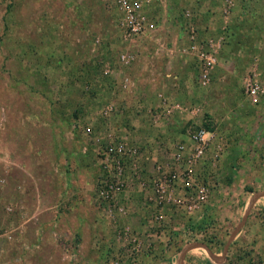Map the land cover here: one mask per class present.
<instances>
[{"label": "rangeland", "instance_id": "rangeland-1", "mask_svg": "<svg viewBox=\"0 0 264 264\" xmlns=\"http://www.w3.org/2000/svg\"><path fill=\"white\" fill-rule=\"evenodd\" d=\"M142 2L148 27L129 38L115 0H0V264H157L193 240L216 247L231 240L229 264H264V207L245 218L249 229L234 241V198L216 200L224 185L242 183H234L230 155L222 157L227 146L208 152L216 158L209 171L189 166L188 156L182 172L159 161L147 180L137 160L148 155L143 141L151 142L136 133L157 123L164 106L151 107L149 90L161 78L174 80L164 53L158 65L150 60L154 40H167L152 38L154 30L177 34L176 67L187 60L177 73L180 92L203 108L199 122L189 119L192 134L215 130L234 103V114L246 111L238 102L248 97L247 83L264 84V0ZM192 26L218 50L207 84L198 58L183 50ZM136 93L146 102L136 107L132 96L125 103ZM123 144L132 151L123 154ZM161 152L160 160L169 156ZM170 173L177 175L170 184L187 193L160 203L156 186ZM112 179L124 184L105 198L100 190ZM216 201L221 208L199 219Z\"/></svg>", "mask_w": 264, "mask_h": 264}, {"label": "crops", "instance_id": "crops-1", "mask_svg": "<svg viewBox=\"0 0 264 264\" xmlns=\"http://www.w3.org/2000/svg\"><path fill=\"white\" fill-rule=\"evenodd\" d=\"M153 24L154 22L152 25ZM232 25L233 30L234 24ZM207 33L204 31L202 34L208 35ZM150 35L152 38H158L159 40H161V38L167 39L165 43L162 42L163 40H154L156 47L155 51L151 53L150 60L154 62L155 65H158L155 57L160 53H164L167 57L165 73L167 76L173 74L174 80L169 82L166 78L159 79L147 94L151 107L153 105L161 107L164 103L161 110L156 112V114L161 112L159 118H154L157 123H153L152 121V124H142L136 127V133L141 136L143 135V139L146 137L151 142L150 145H148L143 141L144 150L146 153L148 152V155L146 158H142L141 161L140 159L137 160L142 164L141 166L144 167L143 174L147 180L155 178L156 163L159 161H161L159 163H163V168L170 166V168L178 172H182L188 167L186 165V157L190 156L188 159H190L191 164L192 156L190 153L191 150L195 152L196 142L192 136L193 132L191 131V128H189V119L193 117L191 120L192 122H199L203 115V113L201 115V111L203 110L201 105L195 106L196 103L194 99L190 100L191 96L184 91L182 93L180 92L182 90L183 79H179L177 73L186 71L187 68H185V63H187V60L185 59L181 66L176 67L173 58L177 55V47L175 45L177 34L171 36L165 32L158 33L154 30ZM187 39L190 38L187 37ZM154 66L151 69V72L157 73L159 69H155L156 66ZM252 68L254 70V67ZM133 91L136 92L135 90ZM163 95L168 98L163 100ZM132 96L135 98L134 103L131 98ZM143 98L140 93L128 95L125 98V103L129 105L131 99L132 104L137 107L144 102V100L142 101ZM174 100L176 101V104L174 103ZM250 100L251 98L246 97L240 98L238 102L240 106L242 105V107L246 108V111L234 114L236 110V105L234 103V111L231 107V113H226L224 116H220V118L217 119L215 130H212L213 139L210 142L211 145L209 151L206 150L203 158L192 166L195 167L198 165V167H202V170L209 171L211 164L214 163L216 158H211L208 152H214V149L219 145H221L222 148L227 146L226 149L228 152L223 154L222 157L230 155L234 183H237L239 179L242 183L238 184L237 187L234 185V188L229 187V185H224L220 189L223 193H221V196H217L216 200L227 198L228 196L232 199L234 198V207H236L234 208V241L238 238L242 239L241 236H244V228L246 226V223L244 222L245 218H247V220L254 218V213L259 214L260 212H258V210H262L264 207V96L259 103H255L254 101L249 102ZM199 101H201L200 97ZM189 107L192 108L191 113H189ZM126 109L130 111L132 110L127 106ZM183 110L187 113L184 114ZM152 125L157 126L152 128ZM216 143L218 144L217 146ZM160 151H162V156L164 153L163 151H166L169 155L168 157L171 158L163 157V159L160 160L158 155ZM159 165L157 167H159ZM163 168L161 167V170L157 169L158 172L161 171L163 173ZM202 180L205 184L208 183L210 185V180L208 178ZM168 192L171 196H178V194L182 192L187 193V190H185L183 184L179 183L175 186L173 183L172 185H169ZM210 206L205 208L207 209L206 211L204 209L205 212L198 217L199 219L203 217L205 218L207 214H211L213 206L221 208L220 202L218 201H216V204L215 202L211 203ZM208 207H210V209H208ZM237 218L238 221L235 222ZM174 226L169 223L167 228L170 230L176 229ZM248 227L249 226H246V230L249 229ZM142 228L144 229V227ZM230 241L231 240H229L223 247H221V245L216 247L212 244L195 240L188 242L181 241L183 243L180 244V248L177 251L158 260L157 264H229L228 249L231 244ZM260 241L262 240L260 239ZM190 259L191 262L189 261Z\"/></svg>", "mask_w": 264, "mask_h": 264}, {"label": "built area", "instance_id": "built-area-1", "mask_svg": "<svg viewBox=\"0 0 264 264\" xmlns=\"http://www.w3.org/2000/svg\"><path fill=\"white\" fill-rule=\"evenodd\" d=\"M119 12L121 13L120 22L122 24L123 32L126 37L133 38L145 32L147 29L148 18L143 11L142 0H115ZM190 42L188 46L184 47L185 51L194 54L198 58V66L202 72V81L207 84L211 71L218 63V50L216 43L212 39L200 41L198 39V31L192 26L190 31ZM122 58H126L123 54ZM248 97L254 102H258L261 96L264 94V84L260 81H249L245 89ZM196 142L195 152L191 159L190 166L192 167L196 162L200 161L205 155L206 150L210 146V142L213 139V131L207 130L205 128H199L194 134H192ZM126 154L128 151H132V148H128L125 144L119 149ZM134 152L138 154V149H134ZM119 173L123 171L122 164L118 165ZM186 175V172L184 173ZM187 175L190 173L187 172ZM177 175L166 174L164 175V180H161L156 186V198L159 199L160 203H163L170 194L168 192V187L170 183L174 182L173 178ZM192 180V177L189 176ZM190 185L193 187L195 184ZM124 184V181H106L105 186L101 188L100 193L105 197L110 196V192H116ZM199 198L206 200L208 194L205 187L199 189Z\"/></svg>", "mask_w": 264, "mask_h": 264}]
</instances>
